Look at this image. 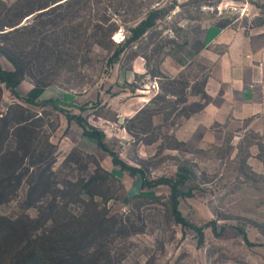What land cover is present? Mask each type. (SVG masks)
<instances>
[{
	"label": "rangeland",
	"instance_id": "1",
	"mask_svg": "<svg viewBox=\"0 0 264 264\" xmlns=\"http://www.w3.org/2000/svg\"><path fill=\"white\" fill-rule=\"evenodd\" d=\"M62 2L0 0V46L17 23L33 27L6 38L24 77L19 94L26 97L34 81L45 85L43 105L22 106L5 91L1 111L10 120L34 117L37 144L57 149L59 183L81 184L85 192L96 177L89 188L112 225L95 263L264 264V107L233 100L213 77L210 59L183 50L212 27L239 33L251 46L264 44V0H80L47 11ZM154 8L165 11L163 18L127 44L136 22ZM119 44L127 46L109 66ZM0 67L15 69L1 55ZM60 110L103 131L109 148L149 182L175 180L186 170L180 190L191 195L179 199V210L203 237L175 222L167 185L142 187L140 174L115 165ZM24 168L13 195L0 191V230L11 237L0 264L12 261L13 238L42 234L39 209L53 201L29 204ZM84 207L69 203L67 211Z\"/></svg>",
	"mask_w": 264,
	"mask_h": 264
},
{
	"label": "trees",
	"instance_id": "2",
	"mask_svg": "<svg viewBox=\"0 0 264 264\" xmlns=\"http://www.w3.org/2000/svg\"><path fill=\"white\" fill-rule=\"evenodd\" d=\"M79 1L64 0V2L49 8L47 11L54 8H63L64 5L70 6ZM164 12L162 8L149 10L146 16L139 19L136 22V26L131 29L132 36L127 44L137 41L154 28L157 21L165 15ZM43 13L45 11L40 14ZM30 15H33V13H30L25 18ZM19 25L20 23H17L11 31L3 33V36H1L3 37V44L0 46V55L6 58L15 69L8 70L0 67V167L4 169L0 174V191L4 195H13L15 189L23 181L22 167L25 166L26 168L23 170L28 172L26 198L29 204L33 205L34 203L43 202L47 196L52 197L53 201L48 209L43 206L39 209L41 216L39 218L44 220V225L41 226V235L36 233L30 234L29 237H24V239L13 238L14 241L12 243H16V247H14L16 250L9 264H96L98 262L95 259L100 254L99 246L105 241L112 225V219L94 200V193L89 188L90 185L96 183V177L92 176L88 184L82 187H87L85 192L77 189L81 184H75L72 181L59 183L53 171L57 149L49 141H46L45 147L39 143L37 144L34 117H12L10 120L8 113L4 114L1 111L2 98L5 91H8L22 106L43 105L39 102V99L44 93L45 85L40 84V82L34 81L33 88L26 97H22L18 92V87L24 77L20 64L11 55L12 47L6 38L18 33H26L33 28L32 25L25 27ZM115 30L114 26L112 31ZM110 42L114 44L111 39ZM127 44L124 46L119 44L120 48L110 58L109 66L114 65L120 59ZM46 103L58 109L56 101L49 100ZM60 111L66 115L69 122L75 120L83 130V135L94 139L97 146L112 157L115 165L130 171L132 174H140L143 180L142 187L167 185L171 189V214L175 222L194 228L203 237L202 230L191 225L179 210V199L191 195V192L186 193L180 190V187L188 180L186 170L179 173L175 180L160 178L149 182L140 169L127 164L120 158L118 153L109 148L106 134L103 131L91 126L80 115H72L65 110ZM61 185V189L57 187ZM82 195L88 196L89 204L84 202L81 198ZM76 202L84 203L85 207L83 210L78 214L68 212L69 203ZM11 224L15 223L11 222ZM17 227L21 230L23 229L18 225ZM31 231H33V228ZM10 238L6 229L0 230V251L7 245Z\"/></svg>",
	"mask_w": 264,
	"mask_h": 264
},
{
	"label": "crops",
	"instance_id": "3",
	"mask_svg": "<svg viewBox=\"0 0 264 264\" xmlns=\"http://www.w3.org/2000/svg\"><path fill=\"white\" fill-rule=\"evenodd\" d=\"M190 41L184 54L192 51L209 58L213 77L227 85L233 100L264 107V44L251 46L239 33L217 27L200 31Z\"/></svg>",
	"mask_w": 264,
	"mask_h": 264
},
{
	"label": "water",
	"instance_id": "4",
	"mask_svg": "<svg viewBox=\"0 0 264 264\" xmlns=\"http://www.w3.org/2000/svg\"><path fill=\"white\" fill-rule=\"evenodd\" d=\"M32 16H33V15L28 16V17H27V21H28L29 19H31Z\"/></svg>",
	"mask_w": 264,
	"mask_h": 264
}]
</instances>
